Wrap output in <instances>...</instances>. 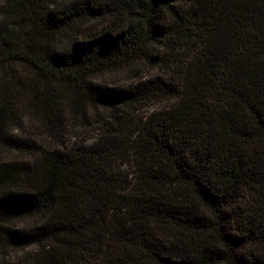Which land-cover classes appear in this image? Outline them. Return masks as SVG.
<instances>
[{"label":"trees","instance_id":"1","mask_svg":"<svg viewBox=\"0 0 264 264\" xmlns=\"http://www.w3.org/2000/svg\"><path fill=\"white\" fill-rule=\"evenodd\" d=\"M0 149V264H264V0H0Z\"/></svg>","mask_w":264,"mask_h":264},{"label":"rangeland","instance_id":"2","mask_svg":"<svg viewBox=\"0 0 264 264\" xmlns=\"http://www.w3.org/2000/svg\"><path fill=\"white\" fill-rule=\"evenodd\" d=\"M20 74L19 78L23 86L28 85L30 82V77L23 71H18ZM162 71L160 70H145V71H131V70H118L112 73H106L99 77L98 81L102 84L108 86H119V87H129L139 82L140 79H147L150 77L160 76ZM28 95L24 94L23 97L19 100V104L24 107L28 106L29 100ZM158 108L157 105H154L150 108H145L139 112V115H143L146 112L149 113L151 110ZM92 117L88 119L87 123L84 124L82 120L76 119L72 113L70 114V127L67 130V134L62 138L61 142H64L67 145L86 143L90 144L93 142V139L97 135V123L100 121L99 113H92ZM101 115V114H100ZM102 118V117H101ZM13 135L16 138L34 141L38 145L44 148H53L57 145L55 140L46 135L43 127L34 122V120L23 117L21 126L16 128L13 132ZM60 142V143H61ZM26 155L19 154L16 152H11L7 150L0 149V162L12 161V160H26ZM129 170V169H128Z\"/></svg>","mask_w":264,"mask_h":264}]
</instances>
